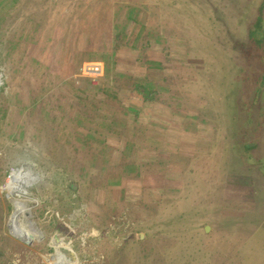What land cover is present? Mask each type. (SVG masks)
<instances>
[{
  "label": "rangeland",
  "instance_id": "1",
  "mask_svg": "<svg viewBox=\"0 0 264 264\" xmlns=\"http://www.w3.org/2000/svg\"><path fill=\"white\" fill-rule=\"evenodd\" d=\"M258 45L264 0H0V264H264Z\"/></svg>",
  "mask_w": 264,
  "mask_h": 264
},
{
  "label": "trees",
  "instance_id": "2",
  "mask_svg": "<svg viewBox=\"0 0 264 264\" xmlns=\"http://www.w3.org/2000/svg\"><path fill=\"white\" fill-rule=\"evenodd\" d=\"M257 30L254 29V32H251L252 34H255ZM263 39H258V43L262 44ZM257 43V44H258ZM263 46L262 45H258L253 49H250V53L249 52V48H245V51L247 52V55H249L248 60V64L249 66H253V68H255V75L253 76H245V87L244 90H238V92H236V90H232L231 94H234L235 96L237 95L236 99H237V103L239 105L238 109L240 110V112L243 114L242 110H245L248 112H250L251 110H255L257 111L258 115H262V113H264V104L262 99L264 98V61L261 60L264 58V52L260 53V51H262ZM260 56V58H259ZM246 57V56H245ZM244 69H242L243 71ZM246 70V69H245ZM143 88V87H141ZM143 89H146L145 87ZM148 96V94H147ZM249 108V109H246ZM249 123H252L251 125H257L260 124V121L257 119L255 120V118H251V116L249 115V117L247 118ZM125 124V123H124ZM252 149V145L248 144L245 142V147H244V151H250Z\"/></svg>",
  "mask_w": 264,
  "mask_h": 264
},
{
  "label": "built area",
  "instance_id": "3",
  "mask_svg": "<svg viewBox=\"0 0 264 264\" xmlns=\"http://www.w3.org/2000/svg\"><path fill=\"white\" fill-rule=\"evenodd\" d=\"M86 70H88L89 71V73H91V72H93V73H95L96 74V72L99 70L98 69V67H89L88 69L86 68V69H84V73H87V71Z\"/></svg>",
  "mask_w": 264,
  "mask_h": 264
},
{
  "label": "bare ground",
  "instance_id": "4",
  "mask_svg": "<svg viewBox=\"0 0 264 264\" xmlns=\"http://www.w3.org/2000/svg\"><path fill=\"white\" fill-rule=\"evenodd\" d=\"M16 177V176H15ZM19 179V178H18ZM13 180V179H12Z\"/></svg>",
  "mask_w": 264,
  "mask_h": 264
},
{
  "label": "clouds",
  "instance_id": "5",
  "mask_svg": "<svg viewBox=\"0 0 264 264\" xmlns=\"http://www.w3.org/2000/svg\"><path fill=\"white\" fill-rule=\"evenodd\" d=\"M96 74H98V73H96Z\"/></svg>",
  "mask_w": 264,
  "mask_h": 264
}]
</instances>
